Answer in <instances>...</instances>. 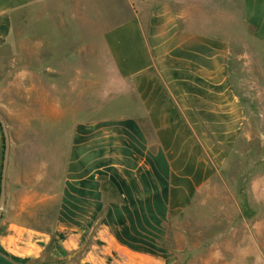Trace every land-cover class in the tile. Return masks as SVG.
I'll use <instances>...</instances> for the list:
<instances>
[{"label": "crops", "instance_id": "obj_1", "mask_svg": "<svg viewBox=\"0 0 264 264\" xmlns=\"http://www.w3.org/2000/svg\"><path fill=\"white\" fill-rule=\"evenodd\" d=\"M68 1L0 0V264H179L174 228L261 116L264 0ZM3 153L0 125V178Z\"/></svg>", "mask_w": 264, "mask_h": 264}, {"label": "rangeland", "instance_id": "obj_2", "mask_svg": "<svg viewBox=\"0 0 264 264\" xmlns=\"http://www.w3.org/2000/svg\"><path fill=\"white\" fill-rule=\"evenodd\" d=\"M80 1H68L69 9L76 11ZM98 1L100 21H111L116 13L113 9L116 1ZM86 2L91 4L92 0ZM91 12L89 9L77 14L76 20L83 23L84 28L93 16ZM42 24L43 19L34 24L39 35L43 34ZM64 42L58 44L63 46ZM100 62L99 76L106 86H110L108 62L103 57ZM256 62L245 74L249 82H256L259 77L260 64L258 60ZM263 78L260 74V80ZM244 92L250 103H261L253 105V110L261 115L259 120L253 118L249 123L254 135L246 149H241L242 154L231 158L233 161L205 194L204 201L196 204L193 216L182 218L179 228H174L177 232L173 233L172 241L173 246L179 248V264H264V89H244ZM50 208L51 216L46 209L47 224L50 218L53 221L56 203L53 202ZM52 264L59 263L52 260Z\"/></svg>", "mask_w": 264, "mask_h": 264}, {"label": "water", "instance_id": "obj_3", "mask_svg": "<svg viewBox=\"0 0 264 264\" xmlns=\"http://www.w3.org/2000/svg\"><path fill=\"white\" fill-rule=\"evenodd\" d=\"M0 125L3 130L4 136V153H3V161H2V170H1V178H0V219L2 217L4 205H5V177H6V169L9 157V135L5 125L4 120L0 116Z\"/></svg>", "mask_w": 264, "mask_h": 264}]
</instances>
